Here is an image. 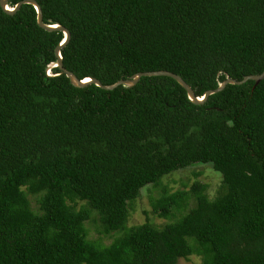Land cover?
<instances>
[{
    "label": "trees",
    "instance_id": "1",
    "mask_svg": "<svg viewBox=\"0 0 264 264\" xmlns=\"http://www.w3.org/2000/svg\"><path fill=\"white\" fill-rule=\"evenodd\" d=\"M36 1L70 30L79 79L167 70L202 97L264 72V0ZM63 39L32 4L0 3V264H264V79L203 104L168 76L80 88L47 72ZM201 164L220 176L213 195L193 171L153 198L167 223L129 225L143 188Z\"/></svg>",
    "mask_w": 264,
    "mask_h": 264
},
{
    "label": "water",
    "instance_id": "2",
    "mask_svg": "<svg viewBox=\"0 0 264 264\" xmlns=\"http://www.w3.org/2000/svg\"><path fill=\"white\" fill-rule=\"evenodd\" d=\"M8 2H9V0H1L0 1L3 10L5 12H7L8 14L16 13L18 11V9L23 4H32L37 10V22L42 28H44L48 31H62L64 33V39L59 43V45L55 49L57 60L54 63H51L47 67V72H48V70L51 71L54 67L60 68L61 71L64 74H66V76L70 79V82L76 87H80V88L86 87L89 84H96V85H98L104 89H114L119 85H124L126 87H132L135 84H137L143 76H168V77L174 78L176 81H178L180 83V85H182L187 90L188 96L193 103L203 104L206 102V100L208 99V97L210 95L223 90L227 86V84L242 85L249 80H254L256 82V84H258L260 81H262L264 79V72L261 74H257V75L245 76L244 79L241 81H237V80L232 79V78H227L225 81H223L219 84V87L217 89L206 91L204 96H202V97H198L195 94L194 89L180 75L175 74V73L170 72V71H167V70L139 72V73H136L133 76H131V78H129V79H122V80H120V81H118L112 85H104V84H102V82L99 79H97L95 77H86L84 79H79L76 76V74H74L72 71L66 69L64 67V63H63V55H62L61 49H62V47L67 45V43L70 41V38H71L70 30L61 24H47V23H45L43 21L42 7L40 6V4L36 0H22L19 3H17V5L15 7L9 6ZM48 74L51 75L50 72H48Z\"/></svg>",
    "mask_w": 264,
    "mask_h": 264
},
{
    "label": "rangeland",
    "instance_id": "3",
    "mask_svg": "<svg viewBox=\"0 0 264 264\" xmlns=\"http://www.w3.org/2000/svg\"><path fill=\"white\" fill-rule=\"evenodd\" d=\"M48 72H50L51 74L52 70H48ZM193 171H203V174L199 175L197 179L204 183H208L209 192L211 195H213V193L218 188L220 176L216 174L212 169H209L208 166L201 164L189 167L185 170H179L164 178L161 185L155 188L149 185L142 189L139 198L131 203L129 225H140L147 221H151L157 226H163L165 223H167L168 220L160 218L156 214L152 213V200L153 198L159 197V194L163 190V186L169 187L171 191H176L179 189H185L186 187L184 183H188L187 188H189V184L197 180L192 174ZM98 236L99 235L94 231V228H91L90 238H97ZM112 240V238H105L104 242L108 244L111 243ZM202 262V257L191 255V257L188 259L181 258L178 261V264H201Z\"/></svg>",
    "mask_w": 264,
    "mask_h": 264
}]
</instances>
